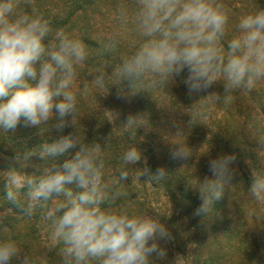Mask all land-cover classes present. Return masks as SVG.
Here are the masks:
<instances>
[{"label":"clouds","instance_id":"1","mask_svg":"<svg viewBox=\"0 0 264 264\" xmlns=\"http://www.w3.org/2000/svg\"><path fill=\"white\" fill-rule=\"evenodd\" d=\"M33 3L0 0V133L23 126L40 135L46 128L54 138L11 157L0 154L4 199L25 217L44 210L52 244L60 246L63 264H165L164 244L173 236L160 215L138 214L115 205L126 195L121 182L130 175L158 182L168 176L166 168L153 172L140 149L132 145L123 151L116 177L105 178L104 146L95 140L83 143L75 128L76 81L89 55L87 46L62 29L54 31L35 7L31 11L24 7ZM119 17L124 25L131 22L139 41L119 63L92 73L85 94L92 89L106 94L112 81L111 85L120 86L121 98L130 99L181 78L189 98L200 96L191 105L195 110L202 100H230L232 93L252 91L264 81V10L240 17L237 34L227 40L226 47L230 18L220 0H134L131 15L127 5H121ZM118 43L116 36H109L103 42L104 53L115 52ZM217 84L222 85V93L210 91ZM117 118L109 111V122ZM194 120L191 116L189 126ZM122 126L135 133L139 127H149L139 113L129 114ZM66 129L73 131L65 134ZM182 136L178 129L175 137ZM171 143V160L191 157L186 143ZM255 152L264 157V135L256 138ZM236 159L235 154L212 158L208 161L211 177L188 182L200 200L193 216L211 218L215 203L237 184ZM141 161L143 168L132 167ZM247 195L258 206L248 215L256 220L264 217V170L251 171ZM181 258L178 255L174 261ZM0 264H33V259L16 240L0 237Z\"/></svg>","mask_w":264,"mask_h":264},{"label":"rangeland","instance_id":"2","mask_svg":"<svg viewBox=\"0 0 264 264\" xmlns=\"http://www.w3.org/2000/svg\"><path fill=\"white\" fill-rule=\"evenodd\" d=\"M220 3L223 4L230 18L224 41L226 47L227 40L237 34L236 24L240 17L255 13L257 10L251 0H220ZM121 5H127L131 15L134 0H34L32 5H24V7L28 11H31L32 7H35L37 11H48L51 18L60 16V24L55 26V30L62 29L75 38L83 37L86 34L87 37L97 38L98 43L100 42L99 44L102 46L109 36H116L119 41L116 51L109 53L111 59L109 63L99 60V56H101L99 52H95L96 54L89 52L88 58L80 67L82 72H79L76 81L78 91L76 126H87V118L93 123H103L102 115L109 117V111L118 114V118H123V110L127 115L142 114L149 126L146 127V135L150 136V142L155 151L160 154L161 159L167 158L175 165L182 166L188 173L207 175L208 161L215 158L214 151L216 150L210 144L211 137L215 132L223 131V128L226 129L227 126L231 128L236 124V127L243 128L242 123L240 125L234 122L237 119L240 122L245 121L248 123L247 126L252 128L257 112L262 109L259 98L252 97L247 90H239L232 93L230 100H224L223 97L220 101L212 103L202 100L193 110L191 105L199 100L200 96L189 98L186 86L183 82L178 83V80L174 84L152 90L151 93L138 92L130 99L121 98L120 94L114 95L109 92L100 94L95 89L85 94L84 87L86 85L91 87L92 73L101 68L107 70L108 67L119 63L121 57L131 54L133 43L139 41L131 22L127 25L121 23L119 17ZM185 74L187 73L185 72ZM117 87L120 86L115 85V88ZM124 87L126 92L127 85L125 84ZM255 87L264 91V81L259 82ZM210 91L222 93V85H214ZM201 95H206V93ZM148 100L156 106L152 111L153 115L146 111L145 105ZM191 116H194L195 120L193 125L189 126L188 122ZM178 129L182 130L184 136L175 137ZM79 130L78 128L77 132L81 133ZM69 131L72 130L66 129L65 134ZM42 135L46 142H50L54 138L47 130ZM177 141L186 143L192 149V155L188 160L173 161L169 158V151L173 147L171 142ZM34 162L42 163L36 158H34ZM132 167L134 169L143 168V161ZM3 168L4 164L1 159L0 170ZM133 177L139 189V203L147 212L146 214L160 215L161 222L166 225L173 236V240L166 243L168 249L175 247L189 256L192 247L202 238L198 236L199 234L197 235L196 231L197 227L201 226L200 222L192 221L187 216L178 213L169 196L163 190L153 187L147 176H141L140 180L136 179L134 174ZM1 180L5 183L3 177ZM251 206L252 208L256 207L252 200ZM39 237L42 252L48 254V252L58 250L59 264H63L60 246L53 245L51 241L50 224L45 223ZM243 250V248L228 249L227 247L217 256L224 257L229 264H250L249 259L244 256Z\"/></svg>","mask_w":264,"mask_h":264},{"label":"trees","instance_id":"3","mask_svg":"<svg viewBox=\"0 0 264 264\" xmlns=\"http://www.w3.org/2000/svg\"><path fill=\"white\" fill-rule=\"evenodd\" d=\"M251 1L257 11L264 10V0ZM38 12L43 13L42 15L49 20L55 31V26L60 24V16L51 18L48 11L40 10ZM81 40L86 44L88 53L99 52L101 54L99 56L100 61L110 62L109 53H104L103 46L99 44L100 42L98 43L97 38H90L85 34ZM80 69H78V74L82 72ZM182 75L186 74L183 73ZM177 80L178 83L182 82L181 78H177ZM111 84L112 81H108V92L114 95L120 94V87L117 89L115 85ZM175 89L177 90L176 87ZM263 92L257 87L249 91L252 97L259 98L262 106V109H259L260 112H257L252 128H249L245 121L240 122L237 119L234 122L240 125L242 123L243 128L236 127V124L231 128L227 126L226 129L223 128V131L215 132L210 139V144L216 148L214 156L235 154L237 159L234 166L238 169L237 184L232 186L229 193H226L220 201L215 203V210L211 218L203 219L199 216H193L200 200L198 193L189 186V183H195L196 178L203 180L206 176L211 177L208 167V171L206 169L207 175H198L184 171L182 166L175 165L167 158L161 159L160 154L155 151L150 142V136L146 135V127H139L136 133L134 130L124 131L122 124L126 122L128 116L125 110L122 111L123 118L119 117L112 123L109 122V117L102 115L103 123H93L87 118V126L75 125L77 130L80 129L79 132L81 133H77L83 143H91L95 140L104 146L106 179L116 177L122 164L121 155L132 145H136L140 149L142 156L147 159V164L153 172L161 166L166 168L168 176L158 182L148 179L150 184L156 189L163 190L169 196L178 213L187 216L192 221L198 220L200 222L201 226H198L196 231L197 235L199 234L198 236L202 238L192 247L189 256L175 247L168 249L167 244H164L167 249L168 260L165 264H229L224 257L217 256L227 247L228 249L243 248L244 256L249 259L250 264H264V217L256 220L248 215L252 206L251 199L247 195L251 171L264 170V157H258L255 152L256 138L264 135ZM145 107L147 113L153 115L152 111L156 107L155 104L148 100ZM71 130L73 131V129ZM45 131L46 128H42L40 135H37L36 129L18 126L14 132L0 133V154L11 157L17 152L22 153L41 143H46L42 135ZM66 158L68 157H61L60 161L62 162ZM121 187L126 195L116 202L115 207L125 208L129 212L146 214L147 212L139 203V189L134 182L133 174L130 175L128 181L121 182ZM3 194L4 182L0 177V237L16 240L21 250L32 257L33 264H59L58 250L44 254L41 249L40 231L45 223L50 224L44 218V210L38 209L32 217H25L19 209L4 199ZM256 207L258 206L256 205ZM57 246L59 247V245ZM178 255L182 258L179 261H174Z\"/></svg>","mask_w":264,"mask_h":264}]
</instances>
